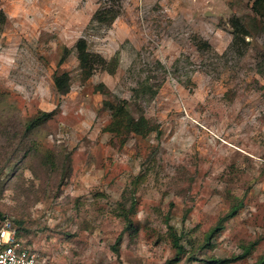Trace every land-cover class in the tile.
Returning a JSON list of instances; mask_svg holds the SVG:
<instances>
[{
  "label": "rangeland",
  "instance_id": "374dc122",
  "mask_svg": "<svg viewBox=\"0 0 264 264\" xmlns=\"http://www.w3.org/2000/svg\"><path fill=\"white\" fill-rule=\"evenodd\" d=\"M7 219L40 264H264V0H0Z\"/></svg>",
  "mask_w": 264,
  "mask_h": 264
},
{
  "label": "built area",
  "instance_id": "2783aa9c",
  "mask_svg": "<svg viewBox=\"0 0 264 264\" xmlns=\"http://www.w3.org/2000/svg\"><path fill=\"white\" fill-rule=\"evenodd\" d=\"M0 264H40L37 254L23 244L10 220L0 226Z\"/></svg>",
  "mask_w": 264,
  "mask_h": 264
},
{
  "label": "trees",
  "instance_id": "16d2710c",
  "mask_svg": "<svg viewBox=\"0 0 264 264\" xmlns=\"http://www.w3.org/2000/svg\"><path fill=\"white\" fill-rule=\"evenodd\" d=\"M61 77L56 78V84L61 87V81H60ZM237 209V208H236ZM236 209L232 212V214L235 213ZM15 226V225H14ZM16 227V226H15ZM18 229V228H17ZM221 229L220 225H218V227H216L215 229H213V232H218ZM121 239V236L119 238V240ZM175 245L178 246V239L175 240Z\"/></svg>",
  "mask_w": 264,
  "mask_h": 264
}]
</instances>
